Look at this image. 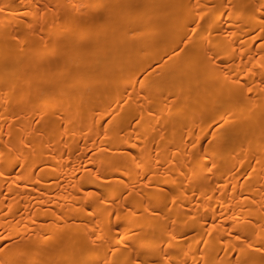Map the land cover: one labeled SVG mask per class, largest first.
<instances>
[{
	"label": "bare ground",
	"instance_id": "bare-ground-1",
	"mask_svg": "<svg viewBox=\"0 0 264 264\" xmlns=\"http://www.w3.org/2000/svg\"><path fill=\"white\" fill-rule=\"evenodd\" d=\"M0 264H264V0H0Z\"/></svg>",
	"mask_w": 264,
	"mask_h": 264
}]
</instances>
